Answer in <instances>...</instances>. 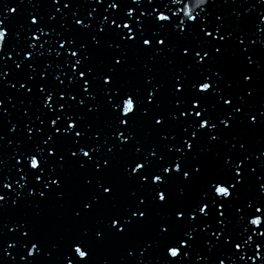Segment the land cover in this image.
<instances>
[{
  "label": "snow or ice",
  "instance_id": "6c2138e0",
  "mask_svg": "<svg viewBox=\"0 0 264 264\" xmlns=\"http://www.w3.org/2000/svg\"><path fill=\"white\" fill-rule=\"evenodd\" d=\"M27 2L0 0V264H264V0ZM50 206L79 230L52 242Z\"/></svg>",
  "mask_w": 264,
  "mask_h": 264
},
{
  "label": "water",
  "instance_id": "95a60500",
  "mask_svg": "<svg viewBox=\"0 0 264 264\" xmlns=\"http://www.w3.org/2000/svg\"><path fill=\"white\" fill-rule=\"evenodd\" d=\"M13 2L18 3V0H13ZM35 2L36 0H33V3ZM217 3L221 5L219 11H223L227 13L231 10L230 6L229 7L223 6V0H217ZM255 3H256V0H248L247 6L250 7L252 4H255ZM104 6L106 7L107 3ZM257 9L258 10L264 9V5H257ZM22 10H25V11L31 10V5L28 4L27 0H24V4L21 5L20 8H18L16 15H22ZM238 10L243 11V8H240ZM133 62L137 64V69H138L137 72L136 73L128 72V73L122 74V77H121L122 83L127 82L129 80L135 81L139 79V63L140 62L136 60H134ZM9 65L11 68H15V65L11 64L10 61H9ZM158 68H159L161 76H164L167 72V69L164 67V65H159ZM9 78L10 77H5L6 80ZM13 83H15V81H13ZM257 86L261 89V91L255 97V103L259 104L261 102H264V80L259 81ZM5 91L7 92L8 95H12L14 93V90H12L10 86L8 89H5ZM4 103H5V107H7L8 109V112L11 113V116L9 117V119L15 122L21 114L20 110H18L20 109L19 104L16 105V108H13L7 99H5ZM12 103H16V101L13 100ZM9 127L10 125L5 123V127H4L5 143H7L8 139L12 138L11 135L7 131ZM260 136H264V128L257 129L254 134L252 133L248 134L249 144L252 146H255V142ZM9 155H11V146L7 147L4 150V156L7 157ZM250 183L252 187L249 192L245 193L246 196L257 194L256 190L258 188V185L255 183L254 180H251ZM121 191H122V195H126L127 185H122ZM28 211L30 214L31 210H28ZM17 216L18 214L15 212V210H9L5 212L2 218H0V219H3V221L8 224V228L5 229L6 239L10 238L11 235H13V233H11L9 229L12 227V220L16 219ZM61 216H64L65 218L61 220L60 219ZM82 226H86V227H89L90 229H94L95 217L87 218V220L84 221ZM80 227L81 225H76L67 219V213L65 209H60L55 206H50L46 211V216L44 217L42 230L48 237L51 238L52 242H57L60 236H67L70 234H74L75 232L79 230ZM9 242H10V239H9ZM93 251H94V259H95L96 264H103V261L105 260L109 261V264H118L119 258L122 252V246L109 242V241H105L103 244L94 246ZM12 255H16L15 251L12 252ZM155 255L156 253H153V256ZM249 255H252V253L250 252ZM57 256H60L59 252L53 253L54 259ZM221 258L225 259V264H229V261L226 257H221ZM40 259L43 261V264H49V261L47 260V258L43 257V255H41ZM193 260H194V264H202V261H195V252H193ZM21 264H23V262H21ZM64 264H66V261L64 262ZM241 264H243V262H241Z\"/></svg>",
  "mask_w": 264,
  "mask_h": 264
}]
</instances>
